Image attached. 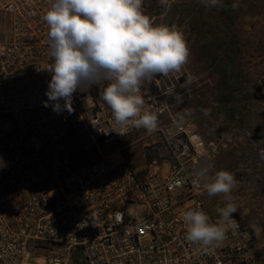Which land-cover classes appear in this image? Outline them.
<instances>
[{
	"label": "built area",
	"instance_id": "2783aa9c",
	"mask_svg": "<svg viewBox=\"0 0 264 264\" xmlns=\"http://www.w3.org/2000/svg\"><path fill=\"white\" fill-rule=\"evenodd\" d=\"M52 2L0 0V264H258L253 234L234 217L218 246L186 238V211L220 216L193 184L204 142L177 125L159 76L139 94L158 123H172L151 134L132 124L116 133L99 85L78 89L72 112L45 106ZM153 136L168 154L140 175L130 152ZM257 155L264 170V148Z\"/></svg>",
	"mask_w": 264,
	"mask_h": 264
},
{
	"label": "rangeland",
	"instance_id": "374dc122",
	"mask_svg": "<svg viewBox=\"0 0 264 264\" xmlns=\"http://www.w3.org/2000/svg\"><path fill=\"white\" fill-rule=\"evenodd\" d=\"M143 11L153 24L174 26L183 34L187 63L178 72L158 75L170 92L171 115L183 117L192 108L200 116L210 143L208 154L199 153L200 169H207L203 183L212 182L219 170L234 175L233 217L253 234L257 262L264 264V170L257 155L264 148V0H223L222 7H205L200 0L167 5L143 0ZM228 59L232 62L225 68ZM176 85L178 101L172 97ZM191 93L197 97H186ZM164 148L144 150L147 160L164 154ZM203 199L209 212L220 216L223 194L204 190Z\"/></svg>",
	"mask_w": 264,
	"mask_h": 264
},
{
	"label": "clouds",
	"instance_id": "9594fccd",
	"mask_svg": "<svg viewBox=\"0 0 264 264\" xmlns=\"http://www.w3.org/2000/svg\"><path fill=\"white\" fill-rule=\"evenodd\" d=\"M200 2L205 7L223 6V0ZM159 3L167 5L168 0ZM42 19L48 26L53 59L46 107L51 101L54 111L72 112L73 94L99 85V98L119 126L116 133L124 136L129 124L149 134L157 129L158 116L144 109L139 93L156 76L178 72L187 63L189 48L181 32L174 26L153 24L143 11V0H53ZM206 174V168L196 171L194 186L203 187L210 196L223 194L226 204L217 209L216 223H210L202 210L186 211V238L202 246H218L234 227L237 206L231 203V192L236 179L230 171L219 170L212 182L201 184ZM116 220L122 222L120 213Z\"/></svg>",
	"mask_w": 264,
	"mask_h": 264
},
{
	"label": "crops",
	"instance_id": "0c3cea01",
	"mask_svg": "<svg viewBox=\"0 0 264 264\" xmlns=\"http://www.w3.org/2000/svg\"><path fill=\"white\" fill-rule=\"evenodd\" d=\"M188 83H190V82H188ZM177 92H178V86L176 85L172 89V97L176 101H178V99L180 98V96H178ZM191 94H190V96H188L189 94H186V97H197V95L194 96V94H192V95ZM175 116L176 117H174V116L173 117L176 120L175 122H177L178 126L186 125L189 127V129H191L194 133H197L202 138V140L204 142V147L199 150V153L200 152L202 153V151H205V153L208 154L209 148H210V143H209L208 139H206V136L204 135V130L202 129V127L200 126V124L198 122V119L200 118V116L195 113L194 109L187 108L183 117H179L178 115H175ZM204 117H208V116H201V118H204ZM171 123H172V120L170 118H165L158 123V127L159 128L160 127H169ZM205 134H207V133H205ZM163 142L164 141H163L162 136H153V137H151L145 141L140 142L138 145H136L135 149L130 152L131 157H133V159H134V161H133L134 164L136 163L137 172L140 175H144L146 164L150 162L147 160V157L144 156V154H145L144 150L149 149L148 147L151 145H154V144H158V145L154 147L153 151H155V149H161V148L165 147V146L160 145ZM219 145H220V142L217 143V146H219ZM135 151L137 152V154L133 156L132 153ZM167 154H168L167 151L162 155L159 154V157H157L156 159L160 158V156L164 157ZM198 158L200 159L199 154H198ZM203 160H204V158H203Z\"/></svg>",
	"mask_w": 264,
	"mask_h": 264
},
{
	"label": "trees",
	"instance_id": "16d2710c",
	"mask_svg": "<svg viewBox=\"0 0 264 264\" xmlns=\"http://www.w3.org/2000/svg\"><path fill=\"white\" fill-rule=\"evenodd\" d=\"M231 62H232V60L228 59L227 64L225 65V68H226V66H230Z\"/></svg>",
	"mask_w": 264,
	"mask_h": 264
}]
</instances>
